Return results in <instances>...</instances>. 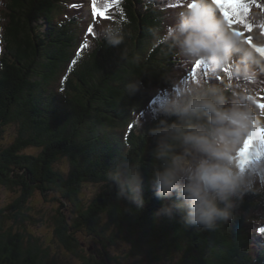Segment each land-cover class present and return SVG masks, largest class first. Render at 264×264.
Instances as JSON below:
<instances>
[{
    "label": "trees",
    "instance_id": "1",
    "mask_svg": "<svg viewBox=\"0 0 264 264\" xmlns=\"http://www.w3.org/2000/svg\"><path fill=\"white\" fill-rule=\"evenodd\" d=\"M176 1L95 0L98 9L108 6L105 14L94 16L91 9L83 24L86 15L63 13L73 0H0V185L19 193L0 208V264H60L29 231L41 218L53 223L52 238L80 264H121L108 251L120 241L130 246L127 257L141 264H264V234L258 231L264 228V197H246L235 217L212 231L156 215L162 201L150 183L153 143L147 130L155 123L151 107L167 89L163 78L211 74L214 83L243 90L227 67L219 72L223 79L199 62L189 65L172 50L152 47L150 29L167 25ZM119 5L125 40L111 47L97 38V24L114 20ZM241 19L233 30L252 31L254 25ZM136 79L144 87L131 93L126 86ZM258 83L264 107V77ZM12 124L16 135L3 145L5 127ZM257 142L264 149V135ZM123 157L144 164L142 207L118 198L106 184L108 168ZM63 158L67 171L55 166ZM244 162L264 163V151L253 155L249 146ZM87 183L99 191L86 203L80 193ZM37 192L56 195L58 206L34 219L30 202Z\"/></svg>",
    "mask_w": 264,
    "mask_h": 264
},
{
    "label": "clouds",
    "instance_id": "2",
    "mask_svg": "<svg viewBox=\"0 0 264 264\" xmlns=\"http://www.w3.org/2000/svg\"><path fill=\"white\" fill-rule=\"evenodd\" d=\"M247 19L254 25L253 43L264 45L256 26L264 22V13L251 12ZM150 33L153 48L172 50L186 64L199 62L214 73L227 67L231 80L244 89L214 83L211 74L197 80L164 77L167 89L151 107L150 183L162 201L156 215L212 231L231 221L246 197H264V163H245L243 151L246 141L253 155L264 151L257 142L264 121L248 98L264 77V56L233 31L213 0H185L170 24ZM97 38L119 47L125 40L123 23L102 25ZM126 87L135 93L144 85L136 79ZM143 168L123 157L105 173L116 196L137 208L144 204Z\"/></svg>",
    "mask_w": 264,
    "mask_h": 264
},
{
    "label": "rangeland",
    "instance_id": "3",
    "mask_svg": "<svg viewBox=\"0 0 264 264\" xmlns=\"http://www.w3.org/2000/svg\"><path fill=\"white\" fill-rule=\"evenodd\" d=\"M111 1L113 3H115L116 0H111ZM166 2H167V0H166ZM250 2H254L256 5H251ZM81 3H79L77 5L75 11H76L77 15H81L80 17H82V16L84 17V15H86L85 22L83 23V24H85L88 22L89 19L91 20V18L89 17V13L87 11V5L84 4L82 6ZM90 3H91V0H90ZM242 4H243V7L239 6V9H238V11L240 12V18H244L247 21H248L247 18L249 16V13H251V12L264 13V1H261V0H244L242 2ZM162 5L164 6V4H162ZM170 7H173V6L170 5ZM182 7L183 6H178L174 9H170L167 11V14H166L167 25L172 22L173 17H174V13L177 10L181 9ZM119 10H120V5L115 10V15L112 17L114 20H112L111 22H109L107 24L115 23L117 21ZM122 10L123 9H121V13H122ZM75 11L66 9L63 13L67 12V14L71 16L72 14L75 13ZM58 18L60 20L66 19V16L61 15ZM241 24L242 23H238L237 20L235 19L234 24L233 25L230 24V26L235 27V25H236V28H237ZM102 25H104V24H102V23L97 24V31H99V29ZM258 25L260 27L264 28V22H261ZM44 29H45V27H44ZM240 30L242 31V33H239L237 30H234V31L237 33V35L243 37L247 44H249L252 48L257 50L258 45L256 43H253V38L250 35V33L252 31H247L248 29L244 30L243 28H240ZM0 33H1V29H0ZM0 40L3 44V41L1 38H0ZM90 43H92V39H91ZM262 50L263 49L260 48V53H262L264 55V51H262ZM259 96H260L259 88H257L256 92L254 93V96L250 95L248 97L250 100H253L256 107L259 105V103H258V100L260 98ZM259 112L260 113H258V118L261 121H264V111L259 110ZM262 130H264V127L261 128L260 132ZM15 135H16V126L14 124L6 126L4 134H3V139L1 141L2 144L3 145L10 144L13 141ZM28 151L34 153L36 150H35V148H30V149H28ZM55 166L57 168L61 169L62 171H67V169H68L66 160L64 158L61 159L60 161H58ZM98 191H99V185L94 184V183H87V184H85V186L82 187L80 196L87 203L88 201L91 200V198L93 196H95V194ZM18 195H19V193H17L16 191L9 190L8 188L0 185V208L4 207L5 205H7L11 201H13ZM53 196H56V195L46 197V196H42L39 192H37L33 195L30 203L33 206L31 211L33 213L34 219L40 218L44 212H49L51 214L53 212L54 208L58 206V203L52 199ZM46 217H47V215H46ZM52 226H53L52 222H50V224H49V221H44L41 218L37 222H35V224L29 225V231L31 233L41 237V239L43 240L45 245H48L50 247L51 253H53L54 255H57V257H59V263L60 264H80L81 261H80L79 257H76L74 254L69 253L65 249L58 247V243L52 238V231H51ZM120 242H121L120 245L110 247L108 249L109 253L113 256H117V259L120 261L121 264H141L137 260H134L133 257H127V252L129 251L130 246L128 244H126L124 241H120ZM168 263L169 262L166 261V262L161 263V264H168ZM112 264H116V262L114 261V262H112Z\"/></svg>",
    "mask_w": 264,
    "mask_h": 264
},
{
    "label": "snow or ice",
    "instance_id": "4",
    "mask_svg": "<svg viewBox=\"0 0 264 264\" xmlns=\"http://www.w3.org/2000/svg\"><path fill=\"white\" fill-rule=\"evenodd\" d=\"M213 2L219 7L220 11L224 15V17L228 20L229 24L232 23L233 17H236V20L238 23H243V20L240 18V12L237 9L238 4L240 5V7H243L241 0H213ZM107 7L108 6L105 5L104 9H98L96 7L95 0H93V5H92L93 15L94 16L99 15V16L103 17ZM228 7L233 8V11L231 13L227 10ZM105 18H107V17H105ZM249 143L250 142L246 141L245 147L243 149L244 152H246L248 150ZM258 231L261 234H264V228H260Z\"/></svg>",
    "mask_w": 264,
    "mask_h": 264
},
{
    "label": "bare ground",
    "instance_id": "5",
    "mask_svg": "<svg viewBox=\"0 0 264 264\" xmlns=\"http://www.w3.org/2000/svg\"><path fill=\"white\" fill-rule=\"evenodd\" d=\"M173 1V0H172ZM263 9V8H262Z\"/></svg>",
    "mask_w": 264,
    "mask_h": 264
}]
</instances>
